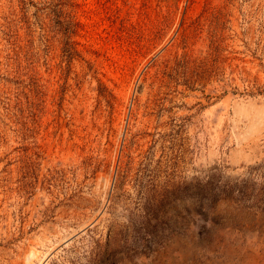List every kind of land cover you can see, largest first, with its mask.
<instances>
[{
	"label": "rangeland",
	"instance_id": "374dc122",
	"mask_svg": "<svg viewBox=\"0 0 264 264\" xmlns=\"http://www.w3.org/2000/svg\"><path fill=\"white\" fill-rule=\"evenodd\" d=\"M0 264H264V0H0Z\"/></svg>",
	"mask_w": 264,
	"mask_h": 264
},
{
	"label": "bare ground",
	"instance_id": "6f19581e",
	"mask_svg": "<svg viewBox=\"0 0 264 264\" xmlns=\"http://www.w3.org/2000/svg\"><path fill=\"white\" fill-rule=\"evenodd\" d=\"M31 258V257H30Z\"/></svg>",
	"mask_w": 264,
	"mask_h": 264
}]
</instances>
